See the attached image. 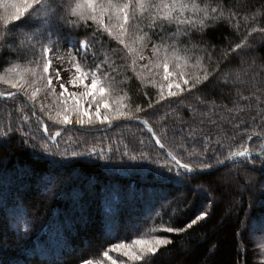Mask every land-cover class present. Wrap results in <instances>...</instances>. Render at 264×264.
Listing matches in <instances>:
<instances>
[{
  "label": "snow or ice",
  "instance_id": "snow-or-ice-1",
  "mask_svg": "<svg viewBox=\"0 0 264 264\" xmlns=\"http://www.w3.org/2000/svg\"><path fill=\"white\" fill-rule=\"evenodd\" d=\"M264 7V5H262ZM239 17V12L228 9L227 12L221 4L212 7L205 3L201 6L197 0H0V67L9 65L5 74H0V81L8 84L10 89L6 100L15 101L21 97L24 101L36 107L38 94L42 91L51 95L55 102V115L52 114V106L49 105L48 119L53 123L67 127L79 126L83 129L104 130L111 128L115 121H136L148 127V131L159 149H165L162 136L157 134L156 129L149 126V119L156 121L163 136L171 132L173 138L182 137L184 143L178 145L183 154L178 158L171 151L163 155H152L150 152H130L125 146L124 150L109 146H89V141H77L76 147L69 150L67 142L61 148L57 137L61 134L56 132L45 140L43 137L37 141L30 132H25L24 121L26 115L19 117V123H8L0 129V142L19 133L21 145L31 147L36 159H46L50 168L37 181L32 184L27 180L33 176L32 170L27 166H17L13 172L6 170V160L0 161V212L10 219V229L18 241H28L32 237L35 228L30 229L32 220L29 217L25 198L32 194L47 198L71 197L74 200L75 212L67 217L64 231L72 232L77 223L86 225L89 219L84 211L83 198L89 197L95 186L89 181L86 188L72 189L75 177L72 174L73 165L86 163L96 165L99 160H119L129 167H144L146 164H131L133 161H144L155 165L152 169L155 177L171 184L188 186L192 191L206 192L203 183L194 185V180L210 176L212 171H218L226 162H235L236 157L249 155L244 151H233L231 146H225L222 140H213V131L206 130L209 125L214 126L216 132L232 141L245 139L246 125L243 121L233 124L236 119L233 116L218 115L213 119L211 113L218 108L229 114L233 109L227 106L216 105L214 102L206 103L197 96L201 107L206 111L199 112L192 104H184L186 95L201 92L203 88L215 81L220 76L222 67L212 59L214 46L207 44L203 37L207 29L219 21L231 22ZM19 22V23H16ZM92 29V44H103L104 33L115 40L122 48V52L132 57V68L135 70L137 60L140 63V72L136 73L138 79L144 83V87L156 89L155 97L145 92L146 106L131 105L124 103L125 97L120 95L122 91L116 80V60L105 55L99 62L89 64L87 60L92 45L89 39L75 38L69 40V60L72 64V73L69 83L73 88H82V91H69V87L62 82L60 69L50 71L52 57L49 55L52 49L59 43L58 33L67 31L70 35L80 31ZM175 28L173 31L172 29ZM264 35V27L252 29ZM101 34L98 38L96 33ZM143 33V34H141ZM199 35V40L193 42V37ZM56 36L57 39H53ZM37 47L40 54L36 58ZM212 49V51H209ZM58 50V49H57ZM254 50L253 44L249 43L248 36L242 42L233 46L229 45L228 52L224 53V60L231 62L229 57L233 53L247 56ZM148 51L150 55H144ZM113 56L119 58L122 53L112 50ZM5 53H8L5 56ZM83 53V57L79 54ZM93 60H97L96 53L91 52ZM15 61H23L24 66ZM207 61V63H205ZM191 69V71H189ZM147 73V75H144ZM59 84V92L53 80ZM90 82H85L89 80ZM228 77L225 76L227 82ZM239 80V77H237ZM256 88L255 83L252 85ZM261 88H264L262 83ZM260 91V89H257ZM0 95H4L0 93ZM264 95V92H261ZM178 100L180 105L191 113V119L185 120L177 114L178 128H169L168 120L170 112L163 109L162 102L171 103ZM241 100L254 101L257 105L264 104L259 96L253 94L251 98L239 97ZM87 103V107H85ZM251 107V103L248 104ZM41 111L44 105H39ZM103 110V112H102ZM239 110V109H238ZM22 111V109L20 110ZM261 121H264V112L258 113ZM255 119V118H253ZM226 124L228 132L221 127ZM48 132V125L43 127ZM252 136H246L251 141ZM101 142L102 141H98ZM143 145L144 141L139 140ZM191 147V151L189 147ZM39 148L40 152L35 150ZM226 151V155L221 150ZM184 155L188 162H183ZM224 155L221 160L220 156ZM95 158V159H94ZM256 159L261 161V171H264V151L257 153ZM256 159L249 161L252 172L256 171ZM105 167L109 165L105 164ZM252 172L246 173L249 179H253ZM210 184L211 181H208ZM209 199L211 196L209 195ZM258 204H264V187L261 188V197ZM149 209V213H151ZM185 209L177 206V213H183ZM208 210H201L198 214L188 218L182 227H161L159 231L166 234L185 233L199 222L209 217ZM22 223V227H21ZM101 223L111 231L120 227L119 204L109 206L102 215ZM42 227V226H41ZM253 236L264 237V216L257 217L254 208L249 205L246 220L240 225ZM153 232L156 229L152 230ZM173 241L169 235H152L145 239L138 235L136 238L125 242L113 243L103 251L102 255L110 264H155L157 254L162 248H166ZM71 245L65 243L58 253H54L49 264H63L65 253L70 252ZM109 252L120 255V259H114ZM41 251L33 247L26 251V259H16L11 264H31L39 260ZM79 264H102L99 260L80 259Z\"/></svg>",
  "mask_w": 264,
  "mask_h": 264
},
{
  "label": "trees",
  "instance_id": "trees-1",
  "mask_svg": "<svg viewBox=\"0 0 264 264\" xmlns=\"http://www.w3.org/2000/svg\"><path fill=\"white\" fill-rule=\"evenodd\" d=\"M197 2L201 6L208 3L212 7H216L219 3L226 12L228 9L239 12V17L234 18L231 22L219 21L207 29L203 39L215 48L214 51L209 49L212 51L213 61L227 66L222 67L220 76L203 88L201 92L186 95L184 104H192L199 112L206 111L196 99L199 96L200 100L206 103L214 102L216 105L233 109V112L229 114L221 107L211 113V116L213 119H218V113L229 119L235 116L233 124L243 121L247 126L243 141L239 138L237 141H232L222 136L220 132L215 131L212 125H209L206 130L213 131V140H222L225 146L230 145L233 151L247 149L249 155L236 157L235 162L229 166L212 172L210 176L193 181L194 185L203 183L206 192L192 191L188 186L162 181L155 177L152 171L155 165L147 164L144 161L130 162L131 164H146L144 167H129L115 159L113 161L99 160L96 165L77 163L70 170L75 180L69 187L72 189L86 188L89 181L95 186L91 195L83 198L84 211L89 222L86 225L77 223L74 231L66 233L64 225L67 223V217L74 212L79 215V212L74 209L73 198L65 196L52 199L29 194L25 198V207H27L32 220L30 229L35 228L36 230L32 232V237L28 241H18L10 229V219H6V216L0 212V264L16 259H26V251L33 245L38 251H41V255L39 260L32 261L31 264H49L48 260H51L53 254L58 253L65 243L70 244L72 250L65 253L63 264H79V260L82 258L100 259L99 254L105 244L119 243L122 239L127 241L125 240L127 238H122V235L125 233L127 221L131 219L129 217L139 216L138 218L141 220L139 227L149 229L152 233L153 229L159 230L161 227H182L184 223H187L189 217L198 214L201 210H208L209 217L185 233L167 234L173 242L160 250L155 264H264L262 240L250 237V231L246 228L241 230L240 227L246 220L250 204L257 217L264 216V204L257 203L261 197V188L264 187V171L260 170L261 161L256 159L257 153L264 151V121H261L258 116V113L264 112V104L257 105L251 99L246 101L239 98L241 96L251 98L255 94L264 101V95H261V92H264V88H261L264 83V35L258 31H252V29L264 27V7H262L264 0H197ZM172 30L174 31L175 28ZM68 34L67 31L59 32L57 35L58 38H61L57 45L75 38L84 39L86 37L92 45L91 28L87 32L81 28L76 33ZM96 35L101 38L99 32ZM245 36H248L249 43L253 44L254 50L250 51L247 56H238L233 53L229 57L231 62L225 61L223 54L228 52L229 45L234 47L236 43L242 42ZM53 39L55 40L57 37L54 36ZM102 39L103 44H93L87 60L82 59L81 62L91 65L99 62V59H103L105 55L115 59L116 80L117 82L123 81V83H119V88L122 90L120 95L125 96L126 105H131L133 108L136 105L145 107L146 97L143 94L147 92L149 96L155 97L156 89L144 87V83L147 82L142 83L137 78L136 73L141 71L139 67L141 62L137 60L135 70H133L131 55L123 53L121 46L106 33L103 34ZM198 40L199 35L193 37V42ZM113 49L122 53L119 59L113 56ZM93 51L97 56L95 61L91 55ZM39 54L40 50L37 47L36 58L39 57ZM7 55L8 53H5V56ZM79 57H83V53H80ZM15 62L20 63L21 67L24 66L23 61ZM3 67H0V74L9 70V65ZM225 76L228 77L227 82ZM253 83L256 88L252 87ZM9 90H11L9 85L0 84V93L4 94L0 95V129L8 123H19V117L26 115L28 119L24 121L23 130L34 135L37 141H40L42 137L47 140L49 136L60 132L58 140L61 135L69 131L68 129L73 128L75 130L70 135L80 142L88 140L91 146L105 148L118 146L121 151L127 146L130 152H150L154 156L163 155L166 151L178 155V158L183 155L178 147L184 143L183 138H173L171 132L168 136H163L158 123L151 118L149 126L156 129L157 134L162 136L165 149H159L155 145L148 127L136 121H115L111 128L104 130L50 124L44 116L21 97H17L15 101L6 100L5 96ZM56 91L59 92V89ZM249 103H251V107L248 106ZM162 104L164 111L170 112L168 120L170 129L179 127L177 114L185 120L191 119V113L175 98L171 103L165 101ZM12 105H15L17 109L14 112L10 107H7ZM21 109L22 111H20ZM34 109L39 116L36 115ZM45 124L48 125L47 133L43 131ZM221 127L228 132L229 136L232 134L228 131L229 126L226 124H222ZM90 131H98L103 135L98 140L91 139L94 134L89 133ZM246 136H252L253 139L248 141ZM141 139L144 141L143 145L139 144ZM98 141H102V143ZM75 147L76 145H73L69 150H73ZM187 147L190 151L192 150L190 146ZM35 151L40 152V149L37 148ZM221 151L224 152V155L227 154L223 149ZM224 155L220 156L221 160L224 159ZM5 158H7L6 170L10 173L17 166L30 168L33 176L27 182L32 184L50 168L46 159L34 158L30 146L23 147L21 145L19 133L0 142V161H4ZM252 159H256L255 172H252L249 163ZM183 162H188L186 155H184ZM105 164L109 166L105 167ZM249 172H252L253 179H249L246 175ZM208 181L211 183L209 184ZM209 195L211 199H209ZM115 204L120 206L121 223L117 230L111 231L109 234L110 229L101 223V219L105 210ZM177 206L186 211L177 213ZM149 209L152 210L151 213H149ZM108 236L110 239L106 241Z\"/></svg>",
  "mask_w": 264,
  "mask_h": 264
},
{
  "label": "rangeland",
  "instance_id": "rangeland-1",
  "mask_svg": "<svg viewBox=\"0 0 264 264\" xmlns=\"http://www.w3.org/2000/svg\"><path fill=\"white\" fill-rule=\"evenodd\" d=\"M141 34H143V33H141ZM70 47H71V45L68 43V41H66V42L60 43L59 45H56L52 49V51L49 54L52 57V66L50 67V71L54 72L55 69H60L61 70L60 76L62 78V82H65L68 85L69 91H82L83 90L82 88H79V87L73 88L71 86V84L69 83L70 78H71V73H72V64L70 63V60H69V49H70ZM144 55H146V56L150 55V52L146 51L144 53ZM140 62L142 63V61H140ZM7 72H8V70L1 73V74H5ZM85 82L86 83L90 82V79L86 80ZM53 83L56 86V88L59 89V84L55 81V79L53 80ZM0 84L8 85L2 81H0ZM121 96H123V95H121ZM124 103L126 104L125 100H124ZM37 104H38V106L35 107V109L42 116H44V118H46L50 122V124H53V122L50 121L48 119V116H47V112L50 110L49 105L52 106V114L55 115V111H54L55 102H54L53 98H51L49 94H46L45 92L42 91L41 93L38 94V103ZM40 104H43L45 106L43 111H41L39 108ZM87 106H88L87 103H85V107H87ZM7 107H10L12 112L17 110L15 105L7 106ZM102 112H103V110H102ZM72 126L77 127L76 125H71V127ZM68 130L69 131L67 133L61 135L57 140V142H59V145L61 148H64L66 145V142H69V143H67V147L70 149L73 145H76L77 141H80V140L75 139L73 135H70L71 132H74L75 129L70 128ZM89 133H93L94 137H92L91 139H96V140H98V138L103 135V134L101 135V133H99L98 131H90ZM89 146H91V144H89ZM138 217L137 216L129 217L131 219H129L127 221L128 223L126 224V226H125L126 229L124 230L125 233L122 235V238H127V239H125V240H127L126 242H129L130 239L136 238L138 235L143 236L145 239L150 238V236H152V235H167L166 233H163V232L159 231L158 229H156L155 232L152 231V233L150 232L151 230H149V229H141V226L139 227V221H141V220ZM6 219H9V218L6 216ZM120 233H121V231H120ZM250 237L257 239L259 241L262 240L261 247H262V254L264 255V237L253 236L252 234H250ZM109 239L110 238L108 236V238H106V241H108ZM109 247H110V245L105 244L103 250L99 254L101 258L100 259L99 258L93 259V260L94 261L99 260L102 262V264H110V262L107 261L106 258H104L102 255L103 251L107 250ZM109 255H111L114 259H117V260H119L121 258L120 255L118 253H115V252H109ZM12 261L13 260L6 261V263H4V264H11ZM49 261L50 260H48V262Z\"/></svg>",
  "mask_w": 264,
  "mask_h": 264
},
{
  "label": "water",
  "instance_id": "water-1",
  "mask_svg": "<svg viewBox=\"0 0 264 264\" xmlns=\"http://www.w3.org/2000/svg\"><path fill=\"white\" fill-rule=\"evenodd\" d=\"M34 111H35V109H34ZM35 113H36L37 116H39V115L37 114L36 111H35ZM116 123H118V122H116ZM116 123H115V124H116ZM231 163H232V161H228V162H226L225 165H221V166L219 167V170H221V169L227 167V166H228L229 164H231ZM212 172H216V171H212ZM212 172H211V173H212Z\"/></svg>",
  "mask_w": 264,
  "mask_h": 264
},
{
  "label": "bare ground",
  "instance_id": "bare-ground-1",
  "mask_svg": "<svg viewBox=\"0 0 264 264\" xmlns=\"http://www.w3.org/2000/svg\"><path fill=\"white\" fill-rule=\"evenodd\" d=\"M61 33V32H60ZM64 33H65V31H64ZM67 34V33H66ZM69 35V34H68ZM82 35V34H81ZM63 36H65V35H63ZM75 37V36H74ZM59 38H61V37H59ZM84 38V37H83ZM63 39V38H62ZM92 43V42H91ZM93 45V44H92ZM110 45V44H109ZM119 59V58H118ZM89 61V60H88ZM4 68V67H3ZM8 68V67H7Z\"/></svg>",
  "mask_w": 264,
  "mask_h": 264
}]
</instances>
